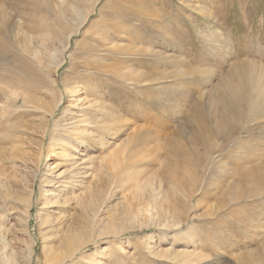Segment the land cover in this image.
Returning <instances> with one entry per match:
<instances>
[{
    "label": "rangeland",
    "instance_id": "rangeland-1",
    "mask_svg": "<svg viewBox=\"0 0 264 264\" xmlns=\"http://www.w3.org/2000/svg\"><path fill=\"white\" fill-rule=\"evenodd\" d=\"M247 63L264 67V0H0L5 261L49 264V236L74 222L82 264H264ZM73 154L89 156L88 189L67 187L78 209L46 185Z\"/></svg>",
    "mask_w": 264,
    "mask_h": 264
},
{
    "label": "bare ground",
    "instance_id": "bare-ground-1",
    "mask_svg": "<svg viewBox=\"0 0 264 264\" xmlns=\"http://www.w3.org/2000/svg\"><path fill=\"white\" fill-rule=\"evenodd\" d=\"M247 65H251L250 66L251 71L248 73L247 77L244 76L242 78H244L243 80L244 85L246 87L248 86L249 89L251 90L250 95L248 96L251 97V95H255L256 97L254 101L264 106V67L261 66V69L254 70V68H252V63L251 64L247 63ZM70 93H74V89H70ZM29 98H30L29 96L24 95L22 97L23 103L25 104V103L30 102ZM73 108L75 109L73 110V113L76 116L70 117V120H67L61 124V126L65 130L74 129L84 124L85 114H83L82 111H84V109L90 108V106H89V102L86 105H83L80 107H78V104L76 103L73 105ZM63 141H66V139H63ZM78 142H81V141L78 140ZM64 143L65 142H63V144ZM88 158L89 156L81 157L77 154H73L71 158L73 160L71 162V165H70L71 167L69 170H66V171L63 170L59 172L58 169H56L55 174L51 175V178L48 179L46 183L47 186H53V188L47 189V195L49 199H52L53 201L54 199L59 200L62 196L66 195L64 196V198L68 200V202L70 201L75 202L76 209H78L79 207H84L88 205V203H86L88 198L86 197H84L83 199L81 198L83 195V192H81L80 194L79 193L74 194L69 191L70 193L66 194V192H68L67 187L69 186L70 182H72L74 185L78 187H81V189L82 188L84 190L88 189L86 188V183H79L81 181L79 179H76V178L86 177L90 175V172L88 173L86 170L88 168V161H89ZM52 168H57V164L53 165ZM68 195H71V199H69ZM7 197L8 196H6L5 199H7ZM72 209H74V207ZM80 213H83V212H80ZM58 217L59 216H57V221L59 222ZM65 217L67 216L64 215V217H61V219L62 218L65 219ZM76 219L80 220L82 218L77 217ZM71 223H74V222H71ZM71 223L70 224L67 223L69 225L64 227V229L63 227L59 229V233L52 234L49 236L48 243L51 242V244L49 245V247H45L46 249L47 248L50 249V253L46 257L47 263L66 264V262L70 260V264L71 263L72 264H76V263L82 264L83 262L81 260L82 257L79 256L80 258L77 261L78 259L77 253L81 250L83 244L85 243L84 240L87 238V234H86L87 231L83 232L82 230H79L78 226H74V224H71ZM2 227L3 226H1L0 228V233L3 231ZM46 233H48V231H44L43 234H46ZM51 237H53L52 240H51ZM45 239L48 240L47 237ZM46 245L47 244H45V246ZM8 252H9L8 243L4 235L1 233L0 235V264H8L5 261L6 257L8 256ZM92 264H96V263H92Z\"/></svg>",
    "mask_w": 264,
    "mask_h": 264
}]
</instances>
